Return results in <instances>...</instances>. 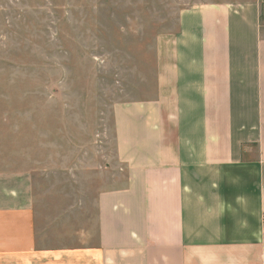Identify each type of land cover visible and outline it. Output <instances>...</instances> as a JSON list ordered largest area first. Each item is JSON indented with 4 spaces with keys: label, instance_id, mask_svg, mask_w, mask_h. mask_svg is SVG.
<instances>
[{
    "label": "crops",
    "instance_id": "1",
    "mask_svg": "<svg viewBox=\"0 0 264 264\" xmlns=\"http://www.w3.org/2000/svg\"><path fill=\"white\" fill-rule=\"evenodd\" d=\"M263 18L264 0L181 9L96 168L0 170V264H264Z\"/></svg>",
    "mask_w": 264,
    "mask_h": 264
},
{
    "label": "rangeland",
    "instance_id": "2",
    "mask_svg": "<svg viewBox=\"0 0 264 264\" xmlns=\"http://www.w3.org/2000/svg\"><path fill=\"white\" fill-rule=\"evenodd\" d=\"M199 2L0 0V170L96 168L112 106L150 96L162 37Z\"/></svg>",
    "mask_w": 264,
    "mask_h": 264
}]
</instances>
